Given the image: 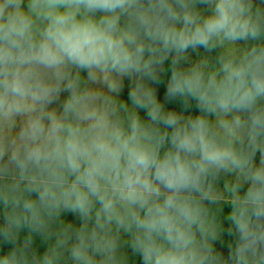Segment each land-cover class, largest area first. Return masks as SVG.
Listing matches in <instances>:
<instances>
[{
  "label": "clouds",
  "instance_id": "9594fccd",
  "mask_svg": "<svg viewBox=\"0 0 264 264\" xmlns=\"http://www.w3.org/2000/svg\"><path fill=\"white\" fill-rule=\"evenodd\" d=\"M0 216V264H264V0H0Z\"/></svg>",
  "mask_w": 264,
  "mask_h": 264
},
{
  "label": "rangeland",
  "instance_id": "374dc122",
  "mask_svg": "<svg viewBox=\"0 0 264 264\" xmlns=\"http://www.w3.org/2000/svg\"><path fill=\"white\" fill-rule=\"evenodd\" d=\"M199 52L201 55H205L206 53L204 52L203 49H199ZM213 56L216 55V52L212 53ZM192 59H196V53H191ZM166 79L167 77H164V81L161 82L159 85H154L158 89V95L161 100L164 98V93H165V87H166ZM128 91H129V82L126 79L124 83V88L120 94L121 99L127 100L128 99ZM66 93H63L61 95V100L64 99L66 96ZM53 107H59V105H53ZM167 107L175 109L177 111L181 110V105L179 102H173V103H168ZM192 112L193 114H198V109L195 107V102H193L192 107L188 110ZM187 114V113H186ZM140 115L142 117H145V113L143 111L140 112ZM146 118V117H145ZM259 162V154H257V163ZM230 209L228 207H224V213L226 214ZM63 219L66 220V222H71L75 226H79L80 220L79 218L72 214V213H64L62 216ZM0 221H2V216H0ZM227 225V223H226ZM26 234V230H24L21 233V236ZM233 237L228 236L226 233L223 235L222 239L220 241H217L215 244V248L217 251L221 252L224 257L228 256V244L232 242ZM11 245H3L2 251L6 252L10 249ZM33 247L36 249L40 254H42L47 247V243L39 236L35 235L34 236V242H33ZM128 253L129 256V264H141L140 258L137 255H134L131 251L130 248L125 249Z\"/></svg>",
  "mask_w": 264,
  "mask_h": 264
},
{
  "label": "trees",
  "instance_id": "16d2710c",
  "mask_svg": "<svg viewBox=\"0 0 264 264\" xmlns=\"http://www.w3.org/2000/svg\"><path fill=\"white\" fill-rule=\"evenodd\" d=\"M224 207H228L229 208V206L228 205H225ZM225 227H227V225L225 224Z\"/></svg>",
  "mask_w": 264,
  "mask_h": 264
}]
</instances>
